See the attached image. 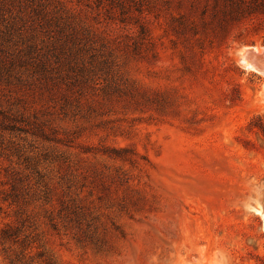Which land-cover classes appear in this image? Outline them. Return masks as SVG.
I'll use <instances>...</instances> for the list:
<instances>
[{
    "label": "rangeland",
    "instance_id": "1",
    "mask_svg": "<svg viewBox=\"0 0 264 264\" xmlns=\"http://www.w3.org/2000/svg\"><path fill=\"white\" fill-rule=\"evenodd\" d=\"M167 1L82 7L111 61L70 97L0 22V230L38 239L0 264H264V74L243 62L264 25L182 32Z\"/></svg>",
    "mask_w": 264,
    "mask_h": 264
},
{
    "label": "trees",
    "instance_id": "2",
    "mask_svg": "<svg viewBox=\"0 0 264 264\" xmlns=\"http://www.w3.org/2000/svg\"><path fill=\"white\" fill-rule=\"evenodd\" d=\"M160 1L168 2L167 0H0V22L5 25L7 30L5 36L9 40L13 39V33H17L23 41H26L25 54L16 57L14 63L16 61L21 66L28 62L32 63L34 67L46 71L47 74L56 70V74L48 75L55 89L54 93L70 97L74 93V87L80 90L86 89L95 80L98 71L109 69L111 61L97 47L99 43L102 45L108 39L100 37L96 30L80 17L82 7L109 13L108 16L113 20L119 13L120 18L117 19L125 23V16H130L135 11L141 15L151 13L152 10L157 9ZM73 4L77 7H70ZM177 7L183 13L174 16L172 21L178 23L182 32L194 27L195 21L192 17L197 15L199 24L206 30L217 28L224 33L241 28L250 33L256 22L264 25V0H178ZM141 32L145 34L148 31L141 27ZM67 80L70 81L66 83ZM1 129L14 131L10 126L5 127V125ZM108 151L116 160L133 163V160L123 155L132 153L130 149L112 148ZM101 182L105 180L101 179ZM0 242L3 245L20 244L27 250L33 249L32 244H36L38 239L25 245L27 241L21 238V234L7 225L0 230ZM38 254L44 255L42 252Z\"/></svg>",
    "mask_w": 264,
    "mask_h": 264
},
{
    "label": "water",
    "instance_id": "3",
    "mask_svg": "<svg viewBox=\"0 0 264 264\" xmlns=\"http://www.w3.org/2000/svg\"><path fill=\"white\" fill-rule=\"evenodd\" d=\"M244 57L252 63L261 73H264V53L258 54L254 50H248Z\"/></svg>",
    "mask_w": 264,
    "mask_h": 264
},
{
    "label": "bare ground",
    "instance_id": "4",
    "mask_svg": "<svg viewBox=\"0 0 264 264\" xmlns=\"http://www.w3.org/2000/svg\"><path fill=\"white\" fill-rule=\"evenodd\" d=\"M249 50H251V48H249ZM256 53H258V54H263L264 53V51H262V50H260V49H256V51H255ZM245 53H246V50H245V52H244V55H245ZM243 62L245 63V65L247 66V67H249V68H251V69H254V70H256V71H258V72H260L252 63H250L245 57L243 58ZM264 74V73H263Z\"/></svg>",
    "mask_w": 264,
    "mask_h": 264
}]
</instances>
